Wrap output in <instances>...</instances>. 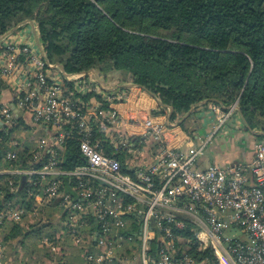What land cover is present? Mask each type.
<instances>
[{
	"label": "built area",
	"instance_id": "built-area-1",
	"mask_svg": "<svg viewBox=\"0 0 264 264\" xmlns=\"http://www.w3.org/2000/svg\"><path fill=\"white\" fill-rule=\"evenodd\" d=\"M5 91L16 108L29 113L32 124L54 130V145L47 148L43 164L21 173L36 175L44 185L36 207L64 212L53 238L63 234L84 264H264V136L252 142L246 162L200 166L197 161L201 148L235 114V102L225 109L207 104L212 126L197 147L196 137L171 121L154 122L142 111L120 119L111 106L126 100V89L105 86L93 69L65 72L49 61L31 20L0 34V122L11 128L15 115L2 98ZM132 122H140L143 135L156 147L152 155L146 149L151 160L134 175L99 145V134H104L117 137L116 148L136 152L138 144L119 132L120 124ZM63 126L76 130L81 159L69 169L57 165L66 136ZM251 130L261 128L253 124ZM42 144L40 140L39 148ZM40 151L32 153L33 160ZM4 157L13 161L16 154L6 151ZM53 175L73 181L74 197L60 189ZM23 215L20 207L1 210L0 226L18 223ZM186 227L189 236L177 234ZM228 228L242 238L223 235ZM38 242L44 251L59 250L44 234ZM192 242L198 251L207 249L209 257L195 259L184 253L182 245ZM0 264H12L1 244Z\"/></svg>",
	"mask_w": 264,
	"mask_h": 264
},
{
	"label": "trees",
	"instance_id": "trees-1",
	"mask_svg": "<svg viewBox=\"0 0 264 264\" xmlns=\"http://www.w3.org/2000/svg\"><path fill=\"white\" fill-rule=\"evenodd\" d=\"M27 20L35 22L46 58L65 72L93 69L100 75L125 74L156 97L159 105L168 107L170 119L182 118L207 103L225 109L235 102L244 129L257 124L262 130L264 0H0V34ZM153 27H171L176 33L153 36L149 32ZM180 33L189 37L182 39ZM62 130L66 136L57 165L69 169L81 163L77 135L74 128L63 126ZM11 132L12 128L0 125L1 170L39 168L47 156L45 150L33 160L29 147L22 146L15 160L4 158ZM20 176L0 173V211L20 207L24 215L32 211L37 215L35 209L44 210L46 220L36 217L26 229L19 223L3 224L1 240H15L25 248L24 259L29 261L35 251L27 250L28 238L38 241L44 234L56 241L53 235L59 226L50 221L54 210L36 207L27 194V189L44 187L38 177L31 175V184L24 181L17 192ZM54 179L74 197L70 178ZM177 234L189 236L187 227ZM187 245L184 253L195 259L209 257L207 249L194 251L195 243ZM53 254L47 258L55 264H84L76 250Z\"/></svg>",
	"mask_w": 264,
	"mask_h": 264
},
{
	"label": "crops",
	"instance_id": "crops-1",
	"mask_svg": "<svg viewBox=\"0 0 264 264\" xmlns=\"http://www.w3.org/2000/svg\"><path fill=\"white\" fill-rule=\"evenodd\" d=\"M97 77L99 81L107 87H121V88H125L126 91L128 92L126 100L115 103L111 106L120 115L119 116L120 119H127L128 117L131 116L134 118L135 113H137L138 111H142L143 113H145V115L151 116L152 121L154 122L172 121V119L169 118V113L162 111L163 109L161 107H158V101L155 99L154 96L143 91L129 80H119L117 78L114 79L113 77L110 76L107 77L106 74L100 75L98 73H97ZM2 98L9 103V106L15 115V124L13 125V127L17 128L16 132H11L12 140L10 143H8L9 152L13 151L16 154L17 149L22 148V146H28L30 149L29 151H31V155H32V153H34L37 150H41L40 153L43 150L47 151V148L54 145V142L52 141L51 138V135H53L54 132L52 128L44 125L32 124L29 113H27L26 111H22L13 105L12 103L13 98L10 97L8 91H5V93H3ZM11 106H13L14 109H12ZM184 116L190 118L192 117L191 119L194 123L193 131H192L193 133L203 134L205 133L208 127L211 128L212 126L211 113L208 111L205 105H200L198 107L193 108L190 114L188 112ZM16 123L18 124L16 125ZM0 125H2L1 122ZM180 125L178 124V126L181 128ZM119 130H120L119 132L125 135L129 140L134 141L136 144H138V147L135 150L136 152L125 153L121 149L116 148L115 145L117 142V137L107 138V136H105L104 134H99V145L101 146V149L105 154L114 156L119 160L122 170H124L128 174L134 175L138 169H141L142 167H144L149 163V161L151 160V155L156 152V147L153 146V144H151L150 141H147L148 139H146L145 135H143L144 130L140 122L138 123L132 122L131 124L122 123L120 124ZM40 140H43V144L41 145V148H39ZM208 145H209L208 150L206 151L203 160L200 161V165L203 166L207 163H215L218 165H223L228 161L232 162L234 160H237L238 162H246L251 157V151L249 152L246 150L236 151L237 159L228 154H225L221 148V139ZM148 148L150 149L151 155L146 153V149ZM2 168L3 165L0 166V170ZM15 169L17 171L12 172V174L22 175L21 171L24 169H18V168ZM10 170H14V169H10ZM56 177L57 175H53V178ZM24 181L27 183V185L31 184L30 177L28 176H25ZM27 190H28L27 191L28 196L32 197V201L35 205L39 201V197L41 195L40 192L41 189L40 191L39 189L33 190L32 188ZM42 207L43 206H39V208L41 209ZM53 210L54 211L51 216V219L53 220L50 221L52 223H57L59 229L61 228V224L63 222L64 216L61 218L60 215L62 214V212H60L58 209L57 210L53 209ZM26 215L29 216L26 217L27 220H24L23 218L21 219L20 222H18L19 225L22 226L24 229L28 228L29 224H32L36 221V216L34 211ZM27 222L30 223L27 224ZM57 230L55 232L56 235L58 232ZM3 233L4 230H2V226H0V244L4 248L5 259L8 260L11 259L12 262L15 264H33V261L31 259L29 261L24 259L26 257V254H24L25 248H22L21 246H19L18 243H15V240H10V241L1 240ZM63 238L66 237H64V235L60 233L55 243L56 242L62 243L64 241ZM64 242L66 243V241ZM59 250H61V252L63 253L70 252L65 249H59ZM71 251H73V249H71ZM53 264H55V262Z\"/></svg>",
	"mask_w": 264,
	"mask_h": 264
},
{
	"label": "rangeland",
	"instance_id": "rangeland-1",
	"mask_svg": "<svg viewBox=\"0 0 264 264\" xmlns=\"http://www.w3.org/2000/svg\"><path fill=\"white\" fill-rule=\"evenodd\" d=\"M149 32L153 36H162V37H171V36H174L176 33L175 30L171 27H169V28L153 27V28L149 29ZM179 36L182 39H187L189 37L187 33H180ZM106 76L107 77L108 76L113 77L114 79L117 78L119 80H129V77L127 75L119 73L118 71H109L106 73ZM207 104H205V106H207ZM191 118L186 117V116H183L182 118L175 117L172 119L171 122L174 124H179V125L181 124L180 126L183 129V131H186V132L192 134L194 123H193ZM238 118L239 117L236 114V112H235V114L231 113L229 115V117L226 118L223 126L218 130V132H215L213 134L209 143H207L206 145H204L201 148V153H200L199 157L197 158L199 165H200V161L203 160L204 155H205L206 151L208 150V146H209L208 144L214 143L219 139H221V148L225 154H228V155H230L236 159H237L236 151H239V150L240 151L246 150L249 152L251 151V154H252V149H251L252 142L255 140H261V138L264 136V135L257 136V134H259V133H264V125H263L261 131H253L251 129L245 130L243 122L240 119L238 120ZM221 129L223 130V132H220ZM210 130H211V128L208 127L207 130L205 131V133H203V134L193 133V135L196 137L193 139V144L195 147H197L201 143V141L205 138V135ZM16 131H17V128H12V132H16ZM15 135H17V134H15ZM15 135H14V137H15ZM232 162H238V161L234 160ZM200 166H203V165H200ZM36 211H37V215H35V216L39 217L41 221H45L46 219L44 216L45 215L44 210H43V213L37 209H36ZM26 217H29V216L23 215L22 219L24 218V220H27ZM51 220H53V219H51ZM28 223H30V222H27V224ZM47 229L49 230V228H47ZM84 232L88 233L86 230ZM223 235H225L227 237H231V235H233V237H235V238H242V235L237 230L230 229V228L225 229L223 231ZM54 242L55 241H53V243ZM38 243H39L38 241H34L31 238H29L26 241L27 250L33 249L35 251L33 253L32 257L30 256V259L33 261V264L34 263L35 264H45V263L46 264H53L54 260H52V259L48 260L47 257L49 255H51V257L53 258V256H54L53 253H55V251H53V252L44 251L42 248L38 247ZM187 244L188 243H184L182 245V249L184 246L186 247ZM54 245L56 246V248L71 251V248L68 246L69 243L67 241H66V243L64 241L62 243L56 242V243H54ZM195 247H194V251H198L197 248H195ZM209 264H211V263L209 262Z\"/></svg>",
	"mask_w": 264,
	"mask_h": 264
},
{
	"label": "water",
	"instance_id": "water-1",
	"mask_svg": "<svg viewBox=\"0 0 264 264\" xmlns=\"http://www.w3.org/2000/svg\"><path fill=\"white\" fill-rule=\"evenodd\" d=\"M12 109H14L13 106H11ZM24 179H25V176L24 175H21L20 176V180H19V183H18V186H17V192L21 189V187L23 186V183H24ZM104 184V183H103Z\"/></svg>",
	"mask_w": 264,
	"mask_h": 264
}]
</instances>
